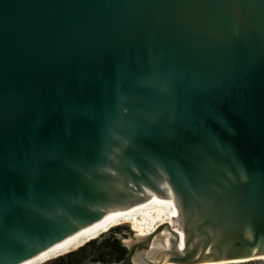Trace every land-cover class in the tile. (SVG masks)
Listing matches in <instances>:
<instances>
[{
  "label": "water",
  "instance_id": "obj_1",
  "mask_svg": "<svg viewBox=\"0 0 264 264\" xmlns=\"http://www.w3.org/2000/svg\"><path fill=\"white\" fill-rule=\"evenodd\" d=\"M264 256V0H0V264Z\"/></svg>",
  "mask_w": 264,
  "mask_h": 264
},
{
  "label": "bare ground",
  "instance_id": "obj_2",
  "mask_svg": "<svg viewBox=\"0 0 264 264\" xmlns=\"http://www.w3.org/2000/svg\"><path fill=\"white\" fill-rule=\"evenodd\" d=\"M129 221L132 225L133 232L147 233L149 235L154 231L156 225L160 223H170L173 226L178 225L179 220L177 214L173 213L163 202L156 201L153 203L137 206L134 208L126 209L120 211L106 220L104 223L90 231L85 236L77 239L76 241L68 244L67 246L58 249L48 255H45L35 261H32L28 264H41L47 260H50L59 255L65 254L69 251H72L88 241L99 236V234L110 226ZM254 259H264V256L253 258ZM249 261V260H244ZM237 261V262H244ZM232 262V263H237ZM227 264V263H220ZM229 264V263H228Z\"/></svg>",
  "mask_w": 264,
  "mask_h": 264
},
{
  "label": "rangeland",
  "instance_id": "obj_3",
  "mask_svg": "<svg viewBox=\"0 0 264 264\" xmlns=\"http://www.w3.org/2000/svg\"><path fill=\"white\" fill-rule=\"evenodd\" d=\"M232 264H264V259H254V260L237 262V263H232Z\"/></svg>",
  "mask_w": 264,
  "mask_h": 264
}]
</instances>
